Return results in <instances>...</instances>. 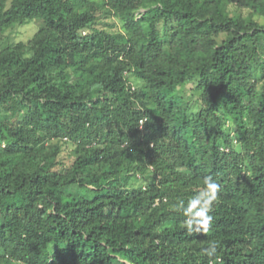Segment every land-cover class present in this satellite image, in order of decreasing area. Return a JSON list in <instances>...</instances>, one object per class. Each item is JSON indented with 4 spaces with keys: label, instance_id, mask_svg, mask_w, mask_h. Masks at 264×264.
<instances>
[{
    "label": "trees",
    "instance_id": "1",
    "mask_svg": "<svg viewBox=\"0 0 264 264\" xmlns=\"http://www.w3.org/2000/svg\"><path fill=\"white\" fill-rule=\"evenodd\" d=\"M0 264H264V0H0Z\"/></svg>",
    "mask_w": 264,
    "mask_h": 264
},
{
    "label": "clouds",
    "instance_id": "2",
    "mask_svg": "<svg viewBox=\"0 0 264 264\" xmlns=\"http://www.w3.org/2000/svg\"><path fill=\"white\" fill-rule=\"evenodd\" d=\"M204 184L206 191L197 194L189 202L185 212L189 213L190 222L186 221V227L189 232H199L201 229L207 230L213 217L209 215L213 201L216 199V193L219 191V185L211 176L205 177ZM182 203V202H181ZM194 209V211H191ZM217 251L215 243L211 244L205 250L208 256H213Z\"/></svg>",
    "mask_w": 264,
    "mask_h": 264
},
{
    "label": "rangeland",
    "instance_id": "3",
    "mask_svg": "<svg viewBox=\"0 0 264 264\" xmlns=\"http://www.w3.org/2000/svg\"><path fill=\"white\" fill-rule=\"evenodd\" d=\"M101 26L111 28L110 25H114L112 27L113 30L116 28H121V22L116 17H110V18H103L100 22ZM107 25V26H106ZM39 23L36 20H31L29 23L23 24V25H17L14 27L11 31L8 32V35L10 36L12 41H28L34 33L38 30ZM134 85L136 86V80H134ZM191 87H193L192 84H189L186 86V90L191 91ZM63 145V152L60 155V158L66 162L67 164H70L73 160V157L71 155V149L69 145H67L64 141L61 142ZM148 177H140L139 181L136 183V186H143L146 184Z\"/></svg>",
    "mask_w": 264,
    "mask_h": 264
},
{
    "label": "built area",
    "instance_id": "4",
    "mask_svg": "<svg viewBox=\"0 0 264 264\" xmlns=\"http://www.w3.org/2000/svg\"><path fill=\"white\" fill-rule=\"evenodd\" d=\"M143 122H144V120H143V119H141V120H140V123H141V124H143Z\"/></svg>",
    "mask_w": 264,
    "mask_h": 264
}]
</instances>
